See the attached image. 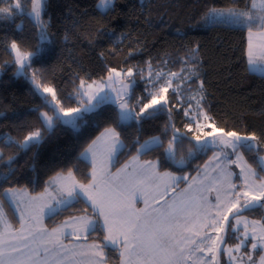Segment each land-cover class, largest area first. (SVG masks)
I'll use <instances>...</instances> for the list:
<instances>
[{"label":"snow or ice","instance_id":"obj_1","mask_svg":"<svg viewBox=\"0 0 264 264\" xmlns=\"http://www.w3.org/2000/svg\"><path fill=\"white\" fill-rule=\"evenodd\" d=\"M5 3L0 21L26 13L37 43L26 50L22 31L19 39L5 38L10 59L0 65V73L12 66L14 76L29 81L40 100L30 109L40 126H32L22 140L4 134L0 143L22 151L38 148L58 126L79 132L95 124L98 134L70 167L53 169L40 191L17 185L19 153L6 155L0 147V264H109L110 254L116 255L117 264H222V256L228 258L225 264H264V131L257 135L209 123L213 117L201 78L200 45L175 60L165 56L156 65L149 59L144 67L120 71L105 66L106 76L99 80L77 73L74 91L58 93L41 82L43 73L33 67L52 51L45 45L55 44L49 0H27L24 5L21 0H0V5ZM114 6L115 0L97 4L104 14ZM202 9L193 27L246 33L241 52L245 70L264 78V0H205ZM63 39L67 42L69 36ZM177 62L179 71L165 70ZM140 84L143 92L137 95ZM72 104L77 106H68ZM174 113L186 121L182 128L176 126ZM160 114L167 121L158 134L144 138L145 123ZM133 125L135 134H129ZM209 152L211 157L196 166L195 175L186 171L198 155ZM149 154L152 159H142ZM69 212L73 214L57 222ZM231 239L238 242L229 247Z\"/></svg>","mask_w":264,"mask_h":264},{"label":"trees","instance_id":"obj_2","mask_svg":"<svg viewBox=\"0 0 264 264\" xmlns=\"http://www.w3.org/2000/svg\"><path fill=\"white\" fill-rule=\"evenodd\" d=\"M10 2L14 3V0ZM49 2V30L55 37V44L45 45L46 49L51 47L52 51L34 62L33 67L43 73L41 82L55 86L58 93L74 91L78 83L75 80L77 73L85 78L90 75L97 80L106 76L105 66L116 67L117 70L144 67L149 59L156 65L165 56L173 60L184 56L188 48L199 44L203 69L201 78L210 102L208 111L213 117L211 122L225 130L255 131L257 135L264 131V78L260 77V73L250 74L245 70L241 52L246 47V33L224 27H193L202 13L205 0H115L114 9L107 14L97 8L99 0ZM21 3L24 5L27 0H21ZM0 6L6 7L7 3ZM27 6L30 7V4ZM98 29L104 31L97 32ZM21 31L27 41L26 50H32L37 41L33 38L35 30L31 18L26 13L16 14L11 21H0V65L10 59L3 47L5 38L19 39ZM105 32L111 35H105ZM65 34L69 36L67 42L63 39ZM121 36L123 39L118 41L117 38ZM89 39L93 40L91 45ZM129 52L133 54L129 55ZM100 53L104 54L103 57ZM180 67L179 62L170 63L165 70L179 71ZM14 72L15 68L9 66L0 73V113L4 114L0 116V136L10 134L22 140L32 126H40L36 113L30 111L40 100L33 95L29 81L14 76ZM142 92L143 85L140 84L136 93L140 95ZM105 119L106 116L100 118V130ZM173 119L176 126L181 128L186 122L178 113H174ZM166 121L167 116L160 114L155 120L146 122L144 138L158 134ZM25 124L29 127H23ZM128 132L135 134V126L130 127ZM97 134L95 124L85 125L79 132L67 126H58L38 148L22 151L14 145L4 147L2 143L0 147H4L6 155L19 153L15 165L18 169L17 185H27L29 190L35 187V191H40L43 182L53 174V169L70 167L79 151ZM185 147L191 145L186 142ZM211 155V152L198 155L186 171L195 175L196 166H202ZM152 158V154L142 157ZM126 159V155L122 156L121 163ZM79 167L84 171L86 165L81 162ZM170 170L177 171L174 168ZM78 178H81L79 173ZM30 179L35 180V185L29 183ZM72 214L65 213L57 218V222ZM9 217L12 219L10 212ZM47 224L54 226L49 220ZM229 242L235 243L237 240L231 239ZM225 258L222 256V264H225ZM109 264H117L116 255L110 254Z\"/></svg>","mask_w":264,"mask_h":264},{"label":"rangeland","instance_id":"obj_3","mask_svg":"<svg viewBox=\"0 0 264 264\" xmlns=\"http://www.w3.org/2000/svg\"><path fill=\"white\" fill-rule=\"evenodd\" d=\"M99 3V2H98ZM99 9V8H98ZM100 11H102V12H104V10L103 9H99ZM118 71H120V70H118ZM97 80H99V79H97ZM168 95H169V98L171 99V97H172V95H171V90L169 91V93H168ZM49 114H51V112H49ZM209 123H212L211 121L209 122ZM208 131V129H206V128H204L203 129V132H207ZM198 134H202V133H198ZM250 162V161H249ZM177 174H180V173H177ZM184 185H181V187H183ZM142 205L141 204H138V207H141ZM10 218V217H9ZM252 218V217H251ZM11 219V218H10ZM255 219V218H254ZM13 223H15L14 221H13ZM45 223L47 224V220L45 221ZM48 225V224H47ZM18 226V225H17ZM238 242V241H237ZM237 242H235V243H232V242H229L228 243V246L229 247H232V246H234ZM227 256H226V258H225V260L227 261Z\"/></svg>","mask_w":264,"mask_h":264},{"label":"water","instance_id":"obj_4","mask_svg":"<svg viewBox=\"0 0 264 264\" xmlns=\"http://www.w3.org/2000/svg\"><path fill=\"white\" fill-rule=\"evenodd\" d=\"M221 261H222V257H221Z\"/></svg>","mask_w":264,"mask_h":264},{"label":"crops","instance_id":"obj_5","mask_svg":"<svg viewBox=\"0 0 264 264\" xmlns=\"http://www.w3.org/2000/svg\"><path fill=\"white\" fill-rule=\"evenodd\" d=\"M256 73H259V72H256Z\"/></svg>","mask_w":264,"mask_h":264}]
</instances>
